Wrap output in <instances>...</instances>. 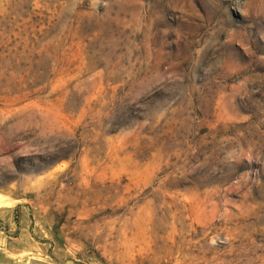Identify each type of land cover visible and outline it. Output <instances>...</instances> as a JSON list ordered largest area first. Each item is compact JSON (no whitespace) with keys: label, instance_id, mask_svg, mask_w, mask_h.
I'll return each mask as SVG.
<instances>
[{"label":"rangeland","instance_id":"rangeland-1","mask_svg":"<svg viewBox=\"0 0 264 264\" xmlns=\"http://www.w3.org/2000/svg\"><path fill=\"white\" fill-rule=\"evenodd\" d=\"M0 196V264H264V0H0Z\"/></svg>","mask_w":264,"mask_h":264},{"label":"bare ground","instance_id":"bare-ground-1","mask_svg":"<svg viewBox=\"0 0 264 264\" xmlns=\"http://www.w3.org/2000/svg\"><path fill=\"white\" fill-rule=\"evenodd\" d=\"M8 200V199H7ZM7 200L4 198V196H0V206L5 205L7 203ZM10 201V200H9ZM8 205V204H7Z\"/></svg>","mask_w":264,"mask_h":264}]
</instances>
